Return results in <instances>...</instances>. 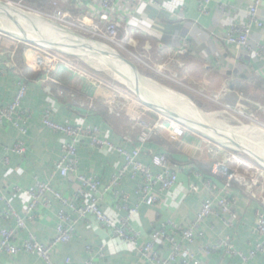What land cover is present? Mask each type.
<instances>
[{
  "label": "crops",
  "instance_id": "0c3cea01",
  "mask_svg": "<svg viewBox=\"0 0 264 264\" xmlns=\"http://www.w3.org/2000/svg\"><path fill=\"white\" fill-rule=\"evenodd\" d=\"M254 1L213 0L206 15L199 13L197 0H166L160 6L141 4L124 27L120 38L125 39L130 36V32H137L139 36L148 35L163 47L168 56H172L178 47L186 42L188 51L176 57L171 65V71L177 75L178 80L181 83L194 82L199 91L206 94L220 93L219 102L231 108L236 106L238 97H242L240 102L244 106L243 113L256 115L257 120L264 126V67L252 62L250 55L244 56L238 53L236 48L223 42L226 32L231 27L246 22V9ZM260 4V13L264 17V0H260ZM221 5L228 7L226 14L218 10ZM252 42L264 44V29L254 30ZM22 48L24 46L14 39H5L0 43V108L12 102L17 81H23L27 87L22 104L27 115L25 123L27 133L21 135L7 122L0 126V161L9 160V164H0V191L19 214H22L30 202V197L25 191L33 186L35 180L49 183L66 198L72 197L79 189L78 183L68 182L55 173L53 165L61 155L64 138L60 133H55L43 125L44 111L49 110L51 119L58 124L69 121L73 125L97 126L100 128L102 138L127 150L138 146L139 129L131 121L132 118H138L146 112V120L152 123L157 115L149 109H155L171 118L177 115L168 113L169 110L161 106L167 103L157 94L155 95L159 98L158 105L153 102L138 104L132 101L133 97L118 94L110 86L102 84L103 81L101 83L86 73L71 70L64 65L47 72L45 67L32 63L30 61L32 55L24 54ZM145 81L173 94L157 82L147 79ZM133 90L135 95L140 97L149 95V91L143 89L142 85L140 91H136L134 86ZM114 94L119 95V104L129 103L128 115L116 116L108 112L106 101ZM186 98L190 100L189 97ZM191 99L194 100L193 97ZM198 99L200 102H196L200 104L199 106L193 103L204 113L222 109L207 98ZM193 111L196 112L194 109ZM163 121L161 123L166 124ZM184 122L191 130L194 129L198 133L199 129L201 133L193 134L192 131H187L180 141L173 143L169 139L168 131L164 129L143 149L147 150L141 155L144 164H150L149 151L163 152L168 155L170 162L175 164L173 167L181 171L178 184L170 194L161 197L154 208L141 205L139 212L131 220V226L141 233L143 241L148 239L152 229L165 221L171 220L182 227H188L194 221L206 193L196 195L190 192V186L198 184L193 172L198 171L205 178H210V165L228 154V151L218 150L219 148L206 142L208 136L202 121L197 127L190 125L188 120ZM214 122L219 124L215 120ZM244 122L243 125L248 131L259 130L264 137V133L260 129H255L250 121ZM240 128L241 126L237 125L233 129ZM125 138H129V141ZM19 141L23 143L24 151L22 154H15L12 148ZM234 143H238L243 150L249 149L248 147L251 150L256 148L243 143L240 139ZM246 152L254 155L253 151ZM243 159L248 161L245 157ZM78 160L79 173L99 177L102 187L109 185L112 176L123 164L122 158L109 149L103 151L90 149L87 140L80 142ZM153 171L156 172L155 169ZM261 178L264 182V172ZM214 180L221 185L218 178ZM135 186L127 177L118 188L128 197L130 206L138 203L134 194ZM16 187H19L20 191H15ZM255 191L259 197L262 196L261 200L251 199L239 187L232 189L231 195L236 198V204L232 209L235 218L232 229H224L219 221L211 218L202 226L206 233L204 240L194 245L183 243L197 255L201 264H235L240 259L218 252L200 253L198 252L200 245L214 244L221 239L229 238L238 251L247 253L254 247L258 239L253 233L256 225L255 212L264 207V185L259 184ZM117 203L113 191L102 193L100 207L115 225L120 224V217L123 214L118 212ZM3 208L4 204L0 201V223L6 228L14 229V244H22L28 235H32L39 243H46L55 236L57 213L60 208L58 201L52 199L47 207L40 205L35 211V219L27 222L26 229H16L13 220L3 221L1 219ZM90 221L91 224L79 221L73 240L54 249L51 254L53 263L63 262L69 258L70 264H81L87 259L85 251L87 246L96 251L100 244H104L105 257H95L93 264H146L137 250L115 239L109 230L102 229L93 218H90ZM210 226H213V229H210ZM160 244L161 254L166 255V244L164 241H160ZM0 264L45 263L34 254L20 253L13 257L0 253ZM247 264H264V257L257 255Z\"/></svg>",
  "mask_w": 264,
  "mask_h": 264
},
{
  "label": "built area",
  "instance_id": "2783aa9c",
  "mask_svg": "<svg viewBox=\"0 0 264 264\" xmlns=\"http://www.w3.org/2000/svg\"><path fill=\"white\" fill-rule=\"evenodd\" d=\"M3 1L9 2V0ZM164 1L166 0H58L50 3L49 11L30 10L40 15L41 18L52 22L58 34L63 36L60 40H51H65L70 44L88 43L95 50L106 52L110 57L113 55L119 61L118 64L124 67L126 76L133 77L131 68L120 61L118 56L131 61L137 70L138 67L142 66L149 73L170 81H179L177 75L171 72V65L176 57L182 56L188 51L186 42L182 43L172 56H168L163 47L148 35L139 36L137 32H130V36L128 35L125 39L120 38L124 27L130 22L139 5L160 6ZM212 1L197 0L198 11L201 15L208 14ZM20 4L25 5L23 0L17 2V5ZM65 7H68V9ZM227 9L226 5H221L218 10L222 14H226ZM260 9V0H255L248 5L246 22L231 27L226 32L223 42L236 48L238 53L244 56L250 55L252 62L264 67V44H253L252 42L254 30L262 31L264 29V17H262ZM6 34V31L0 29V43L8 39ZM88 38L90 39L88 40ZM91 39L94 41H91ZM24 42H26L24 38L19 40V43L24 46L22 48L24 54L30 53V49H28L27 45H24ZM136 42L139 43L136 44ZM38 46L42 48L40 45ZM55 48L83 53L80 49L70 47L57 46ZM50 54V56L54 57L53 60L55 58L64 60L52 53ZM84 54L109 60V57L98 55L94 50ZM37 55L36 61H38L36 64L44 63L47 72L51 71L50 68L47 69V66L53 63L52 57L48 56L45 58L39 54ZM70 65L86 73L77 63L70 62ZM64 66L75 70L73 67ZM94 78L99 80L96 77ZM99 81L102 83L101 80ZM102 84L110 86L105 82ZM183 84L187 90L198 95V97L207 98L208 101L221 106L227 114H235V116L237 115L243 120L250 121L252 125L264 133V126L257 120L256 115L243 113L244 106L240 102L242 97L239 96L236 106L231 108L219 102L220 93L214 95L206 94L199 91L194 82H184ZM110 87L116 90L118 94H124V92L112 86ZM16 88L12 102L6 107L0 108V126L4 122L10 123L21 135H25L27 133L25 129L27 115L22 108V104L27 87L23 81L19 80L16 83ZM118 94L112 95L106 101L107 110L110 114L116 116L128 115L130 105L129 103L119 104ZM124 95L129 97L126 93ZM149 110L154 111L157 115L156 120L152 123L146 120V112L138 118L131 119L133 124L139 129L137 136L138 146L131 150L102 138L100 128L97 126L73 125L69 121L58 124L51 119L49 110L44 111L42 116L43 125L55 133H60L64 138L61 146V155L53 165L55 173L68 182L78 183L79 189L72 197L66 198L54 190L49 183L35 180L33 186L25 191L30 197V202L22 211V214L15 210L3 192L0 191V201L4 204L1 219L3 221L13 220L16 229H26L27 222L35 219V211L40 205L47 207L52 199L58 201L60 205L57 213L55 236L46 243H39L32 235H28L22 244L16 245L13 243L14 229L6 228L0 223V253L13 257L20 253L34 254L40 257L45 264H70L71 260L69 258L63 262L53 263L51 254L58 245H65L73 240L76 234V225L79 221L91 224L90 218H93L102 229L109 230L115 239L137 250L146 264H201L197 255L183 243L194 245L198 241L204 240L206 233L202 226L211 218L219 221L224 229H232L235 219L232 209L236 204V198L231 195L232 189L239 187L251 199L261 200L255 190L259 184L264 185L263 178H261L264 172V164L260 163L248 152H242L240 149H235L226 144H218L211 139L208 140V138L206 142L210 146L217 148L222 146L226 148L224 150L228 151V154L210 165V178H205L198 171L193 172L198 184H192L189 188L190 192L196 195L202 192L206 193L200 209L195 214L194 221L188 227H182L171 220L165 221V223L152 229L148 239L143 241L141 233L131 226V220L139 212L141 205L154 208L161 197L170 194L178 184L181 172L171 165L168 156L163 152L149 151L150 164H144L141 160V155L147 150L143 149L147 143H150L164 129L168 131L169 139L173 143H177L187 131H191L190 128L186 127L185 123L183 124L178 119L161 114L155 109ZM162 121L166 124H162ZM220 126L224 131L227 130L229 132L231 130L229 126L222 123ZM84 140H87L88 146L92 150L103 151L109 149L122 158L123 164L117 173L112 176L109 185L102 187L99 177L95 175L85 176L79 173L78 147L80 142ZM125 140L129 141V138H125ZM23 151V143L20 141L12 148V152L15 154H22ZM240 154L251 158L256 165L243 159ZM252 154L255 153L252 152ZM1 163L9 164V160L4 159L0 161ZM154 169L156 172L153 171ZM127 177L136 185L134 194L138 203L133 206L129 205L128 197L123 191L118 190ZM217 178L221 182L220 186L215 183L214 179ZM15 191H20V188L16 187ZM110 191L114 192V197L117 199L116 208L118 212L123 213L120 217L119 225H115L100 207L102 193ZM255 216L256 225L253 233L257 235L258 239L254 247L247 253L238 251L229 238L221 239L214 244L200 245L198 252L205 254L218 252L237 257L240 261L235 264H247L255 259L257 255L264 257V207L257 209ZM210 229H213V226H210ZM160 241H164L166 244V255L161 254ZM85 251L87 259L81 264H93L95 257H105L106 248L104 244H100L96 251L91 246H87Z\"/></svg>",
  "mask_w": 264,
  "mask_h": 264
},
{
  "label": "rangeland",
  "instance_id": "374dc122",
  "mask_svg": "<svg viewBox=\"0 0 264 264\" xmlns=\"http://www.w3.org/2000/svg\"><path fill=\"white\" fill-rule=\"evenodd\" d=\"M18 1H20V0H9V2H4L3 0H0V9L1 10L4 9L2 7V5H5L4 7L9 6L12 8H17L21 12L26 14L27 16L33 17L36 20V21H34L35 25L47 37H49V39H56L57 38L56 40H60L61 37H63L61 34H58L57 30L54 27L55 25L52 24V22L46 20L45 18L43 19L37 13L32 12V10L49 11L50 10V3H52L53 1H58V0H45L46 1L45 5L39 3L38 1H31V0H23L25 5H22V4L17 5ZM6 4H8V5H6ZM30 9H32V10H30ZM6 17L8 18L7 20L4 19ZM12 22H14V23H12ZM15 22H16L15 17L12 15L11 12L10 13L8 12V15L5 14V16H2L0 14V29L6 31V33H7L6 37L8 39H14L16 41L17 40L19 41L22 38L20 35L18 36L16 34H14L15 30H14V28H12L11 23L14 24V26L16 27L17 33H18V29L20 31L23 30L24 32H26V31L28 32V30L26 28L20 27L19 24L18 23L16 24ZM51 29H52V31H51ZM13 31H14V33H12ZM53 33H54V35H53ZM89 39L90 38H88V40ZM92 40L93 39H91V41ZM24 43H25L24 45H27L28 49H30V51H31L30 54L32 55V58L30 61L34 64L37 63V61H38V60L36 61L37 56H38L37 54H39L45 58H47L48 56L52 57L53 63L51 65H48L47 69H49V68L50 69H54V68L56 69L58 66H61L60 64L67 65L69 67L74 68V66L70 65V62L65 60V59L60 60V59L55 58V60H53L54 57L50 56L51 54L48 53V51L43 50L38 45H36L35 42H24ZM57 49H59V51L61 53H63L65 57H68L69 60L71 59L70 60L71 62L77 63L78 66L81 69H83L88 75L94 76V77L98 78L99 80H101L105 83H108L110 86L124 92V94L126 93L127 95L133 97L132 101H134V103L136 102L139 104L140 102L142 103V101H143V102H149L151 104L153 102V103H156L158 105L159 98H157L155 95V94H157V95L161 96L162 100H165V103H167V104H164L161 106L163 108H165L166 110H169L168 113H170L172 115H175V114L179 115V117H176L177 116L176 115L175 118L178 119L180 122L183 121L182 122L183 124L185 123L184 120L191 121V120H195V119L200 118L199 120H201L204 123V127L206 128L205 131H206L207 135L211 136L212 138L218 137L215 139L222 140V141H224V140L228 141L230 138L240 139L243 143H245L249 146H252V147L255 146L256 148L253 149L252 151L264 160V137L261 135V132H258L259 130H255L254 132L248 131L246 129V127H242V126H244L243 123H245L244 122L245 120L241 119L237 115L235 116V114H233V115L227 114L224 110L219 109V108L217 109V111L215 110L212 112H209V111H206L207 113L205 112V114H207V116H209L211 119L206 117L205 115L200 113L198 110H195L193 108L196 111V112H194L193 109H191L186 104L185 101L180 99V97H184V98L189 97L192 102H194V100H196L197 102L198 101L200 102V100L198 99V95H196L194 93L192 95L187 90V88L184 87V84L181 83L180 81H177V80L170 81V80L164 79V78L157 76V75L155 76L154 74L145 71L144 67H142V66L138 67V70H139V73L141 76H143L144 78H146L149 81L152 80L154 82H157L158 85L163 86V88L173 92V94H171V93H168L166 91L161 90L160 88L158 89L154 85L149 84L148 81L146 82L145 80L141 79L142 81H139V83H140V85L143 86V89H146L147 91H149L148 92L149 95L140 97L138 95H135V93H134L135 91L133 90V86H134L133 77L131 76L132 79H130L128 76H126L127 74H126L124 67L121 66V64H118L119 61H117V59L115 57H113V55H111V58L113 60L112 61V60H104V59H101L99 57H95V56L89 55V54H83V53H80L79 51H72V50H67V49H63V48H57ZM62 56L63 55H61V57ZM39 65L43 68L45 67L44 63H41ZM120 68H121V70H120ZM74 69L78 70L76 68H74ZM145 72H146V74H144ZM146 87H148V88H146ZM192 97L194 100L191 99ZM138 100L139 101L141 100V101L139 102ZM209 105L210 104L208 103V106ZM172 112H174V113H172ZM195 113L198 115H195ZM186 115L188 117H186ZM214 120L216 122H219V124L215 123ZM221 123L229 126L230 127L229 129H231L233 131L232 132H231V130L229 132L227 130L224 131L223 128L220 126ZM199 124H200V122H198V125ZM185 125H186V123H185ZM237 125L241 126V128L240 129H233V128L237 127ZM186 127L191 129V127H189L188 125H186ZM191 131L193 134L197 133L194 129H192ZM197 134H200V133H197ZM208 138L206 137V139H208ZM214 138H213V141H217V140H214ZM210 139L211 138H209L208 140H210ZM218 142L219 141H217L216 143H218ZM225 143H228V142H225ZM225 143H223V144H225ZM229 146L234 147L235 149L243 150L242 147L238 143L230 144ZM219 148L226 149L222 146H219ZM248 148L250 150L246 148L245 151H247V150L251 151V148L250 147H248ZM240 155L245 157L250 163L256 165L255 162L253 160H251V158H249L248 156H245L243 154H240ZM259 168H261V167L259 166ZM260 198L262 199V196Z\"/></svg>",
  "mask_w": 264,
  "mask_h": 264
},
{
  "label": "bare ground",
  "instance_id": "6f19581e",
  "mask_svg": "<svg viewBox=\"0 0 264 264\" xmlns=\"http://www.w3.org/2000/svg\"><path fill=\"white\" fill-rule=\"evenodd\" d=\"M4 9H0V14L2 15V16H5V14H7L8 15V12L10 13H12V15L15 17V23L17 24H19V26L20 27H23V28H26L27 30H28V32L26 31V32H24L23 30L22 31H20L19 29H18V33H17V29H16V27L14 26V24H12V23H14V22H12L11 23V25H12V28H14V30H15V33H14V31L12 32V33H14V34H16V35H20L22 38H26V39H28V40H31V41H34V42H36V44H38V45H40L43 49H45L46 51H48L49 53H52V54H54V55H56L57 57H60V58H62V59H65V60H67V61H69V62H71L70 60H69V58L68 57H65L64 56V54L63 53H61L60 51H59V49H57V48H55V46L53 45V44H58V47H68V46H70V43H68V42H66L65 40H62V41H56V40H51V39H49V37H47L36 25H35V22L34 21H36L33 17H31V16H27L26 14H24L23 12H21L19 9H17V8H12V7H4V6H2ZM3 18V17H2ZM5 20H7L8 18L6 17V18H4ZM34 22V23H33ZM18 26V27H19ZM10 31V30H9ZM51 31H52V29H51ZM56 31V30H55ZM45 32V31H44ZM53 35H54V33H53ZM58 35V34H57ZM53 37V36H52ZM57 39V38H56ZM57 47V46H56ZM80 50L83 52V54L84 53H87V52H90V51H93L94 50V52H95V48H93L92 46H90L88 43H83V46L80 48ZM61 55H63L62 57H61ZM91 60V59H90ZM109 60H112V58L111 57H109ZM113 61V60H112ZM36 62V61H35ZM71 63H74L75 64V62H71ZM108 69V68H107ZM120 70H121V68H120ZM129 77V76H128ZM130 79H132L131 77H129ZM129 79V80H130ZM147 82V81H146ZM147 106V105H146ZM147 107H149V106H147ZM172 108V107H171ZM192 115V114H191ZM195 115H198V114H196L195 113ZM186 117H188L187 115H186ZM194 117V116H193ZM200 119V118H199ZM199 119H195V120H191V121H189L188 120V122H189V124L190 125H194L195 127H197L198 126V122H200L201 120H199ZM204 126V125H203ZM201 129H203L202 128V126L200 127ZM232 132V131H231ZM198 133H201V130H199L198 129ZM203 133V132H202ZM209 138H211L212 140H213V138L211 137V136H209V135H207ZM215 138H218V137H215ZM214 138V140H217V141H219L220 143H225V142H228V143H225L226 145H230V144H232V143H234L236 140H238V139H233V138H230L228 141L227 140H224V141H222V140H218V139H215ZM217 141H215V142H217ZM218 142V143H219ZM250 150V149H249ZM260 163H262V164H264V160L261 158V157H259L258 155H256V154H254L253 155Z\"/></svg>",
  "mask_w": 264,
  "mask_h": 264
},
{
  "label": "water",
  "instance_id": "95a60500",
  "mask_svg": "<svg viewBox=\"0 0 264 264\" xmlns=\"http://www.w3.org/2000/svg\"><path fill=\"white\" fill-rule=\"evenodd\" d=\"M2 6H5V5H2ZM24 40L26 42H33V41H30L26 38H24ZM54 46H58V44H53ZM83 46L82 43H72L70 44V48H74V49H80L81 47ZM95 53L98 54V55H103L105 57H110V55L106 52H101V51H98V50H95ZM118 59L120 61H122L125 65H127L129 68H131V71H132V74H133V81H134V88L136 91H140V83L139 81L142 79V80H145L146 78H144L143 76L140 75V73L138 72L136 66L129 60H127L126 58H123V57H120L118 56ZM175 94V93H174ZM180 99L184 100L186 103H188L192 108H194L195 110H198L200 113H202L203 115H205L206 117L210 118L209 116H207V114H205L203 111H201L193 102H191L189 99L187 98H184V97H180ZM211 119V118H210ZM242 152H246L245 150H241ZM247 153V152H246Z\"/></svg>",
  "mask_w": 264,
  "mask_h": 264
},
{
  "label": "trees",
  "instance_id": "16d2710c",
  "mask_svg": "<svg viewBox=\"0 0 264 264\" xmlns=\"http://www.w3.org/2000/svg\"><path fill=\"white\" fill-rule=\"evenodd\" d=\"M31 1H38L39 3H41V4H43V5H45L46 4V1L45 0H31ZM65 8H67L68 9V7H65ZM71 11H72V9H70ZM98 75V74H97ZM196 104H197V106H199L198 105V103L196 102V100L194 101ZM195 127V126H194ZM168 156V155H167ZM171 163V165L173 166V165H175V164H173L172 162H170Z\"/></svg>",
  "mask_w": 264,
  "mask_h": 264
}]
</instances>
